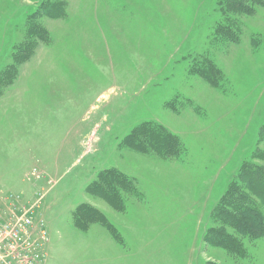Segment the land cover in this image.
Listing matches in <instances>:
<instances>
[{
    "label": "rangeland",
    "instance_id": "rangeland-1",
    "mask_svg": "<svg viewBox=\"0 0 264 264\" xmlns=\"http://www.w3.org/2000/svg\"><path fill=\"white\" fill-rule=\"evenodd\" d=\"M261 190L264 0H0V196L46 264H264Z\"/></svg>",
    "mask_w": 264,
    "mask_h": 264
},
{
    "label": "built area",
    "instance_id": "built-area-1",
    "mask_svg": "<svg viewBox=\"0 0 264 264\" xmlns=\"http://www.w3.org/2000/svg\"><path fill=\"white\" fill-rule=\"evenodd\" d=\"M40 202L27 205L13 194L0 196V264H46L47 231L35 214Z\"/></svg>",
    "mask_w": 264,
    "mask_h": 264
},
{
    "label": "trees",
    "instance_id": "trees-1",
    "mask_svg": "<svg viewBox=\"0 0 264 264\" xmlns=\"http://www.w3.org/2000/svg\"><path fill=\"white\" fill-rule=\"evenodd\" d=\"M261 192H264V190H261ZM263 195V198H264V194H262ZM245 204V206H244V208H246V211H250L252 214H254L257 218H258V220H259V218H260V216H261V213L260 212H258V210L256 209V207L253 205V202H252V200L251 201H246V202H244ZM247 206V207H246ZM239 208V207H238ZM241 209V208H240ZM239 209V210H240ZM249 222L251 223H254L255 222V219L253 218V217H251V216H249ZM263 222H261V224H262Z\"/></svg>",
    "mask_w": 264,
    "mask_h": 264
}]
</instances>
